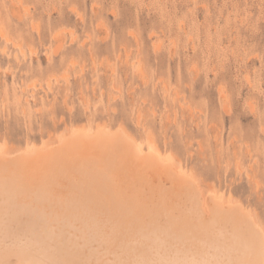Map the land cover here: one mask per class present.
<instances>
[{
    "label": "rangeland",
    "instance_id": "rangeland-1",
    "mask_svg": "<svg viewBox=\"0 0 264 264\" xmlns=\"http://www.w3.org/2000/svg\"><path fill=\"white\" fill-rule=\"evenodd\" d=\"M99 124L153 142L205 194L240 186L230 196L264 227L246 179L259 164L264 196V0H0V153ZM146 173L119 184L153 210L172 187Z\"/></svg>",
    "mask_w": 264,
    "mask_h": 264
},
{
    "label": "bare ground",
    "instance_id": "bare-ground-1",
    "mask_svg": "<svg viewBox=\"0 0 264 264\" xmlns=\"http://www.w3.org/2000/svg\"><path fill=\"white\" fill-rule=\"evenodd\" d=\"M130 134L123 126H82L59 137L57 146L34 145L27 154L3 149L0 264H72L73 257L66 263L65 255L86 258L75 264H92L91 258L93 264H264L263 223L230 196L240 186L227 197H215L216 191L213 197L212 190L206 196L202 184L170 158L164 160L153 142L143 147ZM259 148L245 150L252 156ZM249 167L248 195L264 206L260 165ZM148 171L171 183L169 192L166 181L161 185L160 209L157 199L151 210L139 199L142 193L120 189L121 172L137 177ZM54 184L56 190L65 188L63 193L52 190Z\"/></svg>",
    "mask_w": 264,
    "mask_h": 264
}]
</instances>
